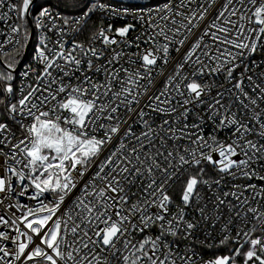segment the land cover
<instances>
[{"label": "snow or ice", "instance_id": "1", "mask_svg": "<svg viewBox=\"0 0 264 264\" xmlns=\"http://www.w3.org/2000/svg\"><path fill=\"white\" fill-rule=\"evenodd\" d=\"M216 2L217 0H211L209 8ZM236 2L243 4L244 0ZM189 3H195V0H189ZM233 3L234 0H226L218 14L204 25L202 32L196 34L193 29L200 28L209 8L202 11H180L179 9L188 7L185 0H179V3L166 0L162 4L146 8L127 7L123 4L109 6L98 0L85 4L84 0H76V6L83 4L86 10L72 21L67 17L63 18V24L74 23L77 27L73 31L77 33L81 31L80 26L86 22V18L97 10L106 11L115 17L132 16L141 20L145 15L151 17L156 13L160 21L165 22L150 24V27L158 31H154L144 41L151 47L135 53L136 59L129 58L130 65L139 62V67L134 68H124L122 65L115 67L124 57L123 52H117L115 49H112L106 63H98L104 57L108 46L119 43L107 34L113 31L111 24L107 27L102 24L98 31L93 33L88 47L75 39L71 41L70 47L67 46L64 27L57 29L55 23L48 29L49 32L56 30L55 39L43 31L39 33L33 57L39 68H33L29 64L22 74L25 77L29 73L34 74L35 86L28 85L26 94L22 88L18 102L6 105L5 110L10 115L20 113L32 117L29 124L17 121L24 136L18 143L9 147V151L14 153L11 159L17 164L21 163L16 160L15 151H18L24 158L23 167L30 173H38L28 177L37 190L36 196L31 199L51 193L53 200L49 203L41 201L40 206L35 209L28 207L24 215L18 218L28 231H21L17 227L15 237L0 232V240H10L14 245L13 250L0 246V261L11 257L7 264H16L23 257L22 264H177V257L171 251L174 241L170 242L165 238H177L184 232L182 238L188 239L196 225L185 219V208L190 207L193 201L198 204L203 199L199 186L211 189L213 183L219 185L224 179L223 176L218 180L205 179L206 169L202 166L205 162L219 173L249 181L255 178L261 182L259 185H234L239 194L237 191H230L225 192L224 197H234L240 206L249 205L247 198L241 200V196L248 190L252 191L253 199L264 198V175L254 167L257 165L264 170V109L257 111L258 101L264 102V86L256 84L253 76L248 75L249 72L255 73V70L264 64V60H249L253 54L264 50V0H248V3L254 6L250 16L244 13L238 15L239 9L235 8L229 11ZM5 7L8 11L0 13V21L12 19L9 13H13L19 21L9 26L10 31L6 35L7 43L15 41L18 46L11 50L15 53L13 62L5 63V68L9 71L0 70V81L10 82L13 80L12 71L19 62L16 57L24 55L22 50L30 40L27 18L32 15L31 10L37 5L34 0H0V9ZM232 16H237V20L231 19ZM43 18L55 20L59 18V13L54 18L50 6L41 5L38 16L34 18L37 29L45 27ZM245 20L257 27L246 28L243 23ZM133 28V24L116 28L114 35L122 38V42L128 46L133 42L126 38ZM182 29H186L188 35L175 40V36L180 35ZM189 35H196L197 38L183 54L182 62L175 65V74L167 77L164 89L160 90L159 94L149 95L154 87L152 73L158 60L169 63L170 44L183 46L189 40ZM206 37L211 38V44L204 43ZM159 38L166 42L160 43ZM142 39V36L136 37V41ZM97 40L105 46L103 49L95 46ZM3 43L0 42V48ZM136 46L139 47V43ZM198 49L202 50L207 63L199 55H195ZM175 51L180 53L181 48L178 47ZM189 61L198 66L194 68L191 80L188 76H181V70ZM211 62H215L214 66ZM241 67L243 70L239 75H234ZM77 73L80 75H76ZM89 73H102L104 79L102 82L94 80L93 75ZM158 74L162 75L163 72ZM212 74L224 76V80L231 84L229 92L235 89L238 93L236 101L247 110L245 118H238L236 113L231 111L233 103L223 102V92H217V96L212 98L214 102L208 104L209 120L215 122L219 119L218 128H234L233 135L236 138L231 143L218 141L215 134L205 138L204 118L199 114L197 115L200 123H183L182 127L170 126L168 119L153 127L154 121L144 119L148 115L141 106V98L144 96H147L148 100L145 106L153 113L166 116L176 114L178 110L172 104L171 97V91L174 89L180 97H185L186 91L187 97L180 104L183 111L179 112L171 123L179 125L181 121H187L191 109L186 106L192 103L204 104L202 97L210 96L216 86L215 82L201 83L197 77L202 79L205 75ZM259 76L264 78V71L260 72ZM245 80L252 85L251 94L245 89ZM141 81L147 83L142 84ZM169 85H172L171 89ZM3 90L10 96L13 93L11 83H7ZM245 100L248 103H245ZM0 104H5V100H0ZM248 112L251 115H248ZM122 114H127L128 118L122 119ZM131 114H135L143 125L139 134L133 128L137 121L132 119ZM12 119H15V116H12ZM5 132L14 136L7 123H0V134ZM249 134L256 135L258 140L248 139ZM157 138L162 146L172 140L173 149L165 148V155L156 148ZM181 139L189 141L183 151L175 143ZM114 142L118 144L113 149L110 146H113ZM0 145H10L7 136L0 139ZM204 148L209 151H202ZM213 153H216L219 159H214ZM0 156L7 159L8 152L0 148ZM237 156L242 158L234 159ZM173 160L176 164H173ZM185 165L195 171L189 172L187 179L183 181L180 196L182 206L177 205V211L172 214L170 205L173 204V199L168 189L181 178L183 172L188 171L184 168ZM93 166L96 169L94 172L91 171ZM6 171L17 175L21 181L25 179L23 171L17 172L11 166H8ZM86 175L88 179L83 181L80 195L73 201V207L67 212H60L67 196ZM133 188L136 191H133ZM12 190L6 179L0 178V193ZM19 194L23 196L24 192ZM216 199L219 209V205H224L225 200L219 195ZM0 203L3 201L0 200ZM236 207L228 203L229 211ZM153 208L156 209L155 212L151 211ZM199 211L203 216L204 208H199ZM65 215L67 219L64 218ZM236 217L244 220V226L236 233L237 242L242 234L245 243L251 245L250 249L243 253L244 264H249L250 261L253 264H264V235L252 238V234L257 231L264 233V205L248 206L244 216L236 212ZM204 218L208 219L206 216ZM77 219L79 223H75ZM0 223L8 225L9 221L0 216ZM231 223L230 218L228 224L221 228L225 235L220 245L227 244L231 239ZM249 223L251 227L245 230ZM12 224H16V220H13ZM153 227L159 229L158 235H144L140 240H136L132 235L133 232L145 233ZM69 234L71 240L68 239ZM21 237L25 239L22 241ZM35 237L39 238V243H36ZM119 244H122V248L118 247ZM240 247L243 248V244ZM235 254H240L239 248L235 250ZM179 260L182 264H192V258L187 255L180 256ZM205 264H235V260L232 256H218Z\"/></svg>", "mask_w": 264, "mask_h": 264}, {"label": "built area", "instance_id": "2", "mask_svg": "<svg viewBox=\"0 0 264 264\" xmlns=\"http://www.w3.org/2000/svg\"><path fill=\"white\" fill-rule=\"evenodd\" d=\"M12 2H15V0H12ZM92 2H96V0H90L89 4ZM99 2V1H98ZM166 2V0L154 4H137V5H131L127 3H117V2H106L104 4L109 6H119L123 4L127 7H154L158 4H162ZM174 3H179V0H173ZM226 2V0H217L216 4L212 5L209 8V5L211 4V0H195V3H189V0H185V3L188 4L187 8L179 9L180 11L189 12L191 11H202L204 8H209V12L206 15L205 21L201 23V26L199 29H193V33H200L203 30V27L206 23L211 21L213 17H215L218 12L221 10V5ZM37 1L35 2V4ZM232 8L239 9L238 15L240 13H244L246 16H250L251 12L254 11V6L250 5L248 3V0H244V3H238L236 0H234L233 5L229 7V11L232 10ZM7 7L0 9V13L7 12ZM32 15L28 17L29 19V25L31 27V24L34 28V36L33 40L30 43L29 52L27 55V58L22 65V67L19 69V71L16 73L17 66H15V70L12 71L13 80L12 81H0V100H5V104H0V123H7L9 126V130L11 133L14 134V136H10L9 133L5 132L3 134H0V139H3L5 136L8 137L10 140V145L8 147H5L4 145H0V148H3L5 152H8V158L6 159L3 156H0V165H3V167H0V178H5L6 181L11 185L12 191H9L7 193H0V200L3 201V203H0V216H3L5 220L9 221L8 225H4L0 223V232H4L9 234L11 237L17 236L16 228L19 227L21 231H28L24 228L23 223L18 219L19 217H22L24 213L27 211L28 207H31L33 209L40 206V202L43 201V203H49L53 200V196L51 193H44L43 196H40L38 199H31V197L36 196L37 190L35 187L31 184V180L28 178L29 175H37L38 173H30L28 169H25L23 167L24 158L21 153L18 151H15L16 160H20L21 163L17 164L15 160L11 159L12 155L14 154L12 151H9V147L11 144L18 143L20 139L23 138L24 133L22 129L20 128V124L17 123V121H22L24 124H29L32 122V117H28L25 114H9L5 110V106L9 105L11 103H17L18 100L21 98V89L23 88L25 91V94L28 90V85L35 86V76L32 73H29L27 77L23 76V72L25 71L26 67L31 64L33 68L38 69L39 65L36 64L34 57V49L37 44V37L41 31L45 32L47 35L52 36L53 39L56 38L57 32L56 30H53L51 32L48 31L49 28L52 27V24L55 23L57 29H59L61 26L64 27V39L68 42L67 46L70 47L71 41L75 39L78 42H81L85 45V47L89 46V43L91 41V36L89 38H85L83 36L82 30L83 28L88 24L91 14L88 18H86V22L80 26L81 31L80 32H74L73 29L77 27L74 23H70L68 25L63 24V18L67 17L70 21L74 20V18L79 17L83 14V12L78 14H72L70 16L65 15L59 10H55L51 8L52 16L55 18L57 16V13H59V18L44 19L45 27L43 29H37L35 27L34 18L38 16L39 11L35 12V8L31 10ZM99 14L102 16L101 23L97 26L95 29V32L98 31V29L103 24L104 27H107L109 24L113 26L112 33H107L108 35L112 36L113 38L118 40V44L108 46L107 50L105 51L104 57L101 58L98 63H106L107 59L110 58L112 54V49H115L117 52H123L124 57L122 60H120L115 67H120L121 65L124 68H134L139 67V62L136 65H130L128 63L129 58L136 59L135 53L142 52L145 48L151 47L150 44L144 43L145 40L148 39L149 35H152L154 31H158V29H154L153 27H150V24L153 22L155 23H165L163 21H160L159 16L156 13H153L151 17L145 15L144 19L141 20L139 18H134L132 16H120L115 17L110 14H108L106 11L102 12L100 10H97ZM9 15L12 17V19H5L4 21H0V32L4 34H0V42L3 43V47L0 48V70L9 71V69L5 68V62L3 61L2 57L6 54L11 53L12 49L14 47H18L15 45V41L13 43H7L6 42V35L9 33L10 28L9 26L13 23H19V21L16 20V17L13 13H9ZM176 19H180L179 17H176ZM198 19V16H197ZM231 19L237 20V16H232ZM31 23V24H30ZM245 24V27H257L254 23L249 24L247 20L243 21ZM127 24H133L134 28L129 32L127 36V40L133 42L132 44L126 46L125 43L122 42V38L119 36L114 35L115 29L119 27L126 26ZM169 26L170 22H169ZM169 35H172V33H169ZM184 35H188L186 29L181 30V34L175 36V40L183 39ZM142 36L143 39L140 41H136V37ZM196 35H189V40L186 41L185 45L181 46L179 44L172 43L170 44V59L169 63L165 64L163 60H158L157 65L155 67V70L152 73V76L154 77V87L151 88V91L148 93L149 95L152 94H159L160 90L164 89V85L166 82V79L169 75H174L173 69L175 65L178 62H182V56L183 54L188 51L191 47V44L195 42ZM160 43H165L166 41L163 40V38H159ZM29 43V42H28ZM139 43V47L136 46V44ZM204 43L211 44V38L206 37ZM95 46L97 48L103 49L105 46L102 44L100 40H97L95 42ZM181 48V52L177 53L175 51L176 48ZM26 49V48H25ZM25 52V51H24ZM195 55H199L201 59H204L207 63V59L203 57L202 50L198 49L197 53ZM195 59V56L193 57V60ZM249 60H255L257 62L264 60V50H260L257 53L253 54V56L249 57ZM20 63V62H19ZM212 66H214L215 62H211ZM111 67V66H110ZM198 66L194 65L192 61H189V63L181 70V76H188L189 80H191L192 72L194 71V68ZM243 70V68H238L236 73L234 75H239V73ZM163 72L162 75H159L158 73ZM264 71V64H261L260 68H257L255 70V73L249 72L248 75H252L253 79L256 84H261L264 86V78H261L259 76V73ZM76 75H80V73H77ZM89 75H93L94 80L103 81L104 76L103 74H93L89 73ZM198 81L201 83L208 82L212 83L215 82V87H213L212 92L210 96H204L202 99H204L205 103L201 105H197L195 103L189 104L186 107L191 109L187 121H181L179 125L175 123H171L172 121H175L176 115H178L179 112L183 111V108L180 107V104L184 98L187 97V92L185 91V97H180L176 94L174 89L171 91V97H172V104L177 107V113L173 114L172 116H166V115H160L153 113L150 108L146 107L148 100L147 96H144L141 98V106L144 107V111L148 113L144 117V119L149 120L150 122L154 123L152 124L153 127H156L164 119H168L170 121V126L172 127H182L183 123H187L189 125H192L193 123H200V120L198 118L199 116H202L204 118L203 123V135L205 138H207L210 134H215L218 141L224 142V143H231L233 139L236 137L233 135L234 128L232 127H226V128H218L219 125V119H216L215 122L208 119V116L210 115V111L208 110V104L213 103V97L217 96V92H223L224 93V99L223 102L225 104L232 102L233 107L231 109L232 112H235L238 118H245V112L247 110L243 109L239 102L236 101V95L238 93L235 89H232L231 92H229V89H231V84L227 83L224 80V76L222 74H212V75H205L202 79L197 77ZM7 83H11L13 87V93L9 96L4 92V87ZM75 83V81H73ZM142 84H146V81H141ZM222 85V87H221ZM55 88V86H53ZM169 88H172V85H169ZM251 88L252 85L248 83L247 80H245V89L250 92L251 94ZM183 90V89H182ZM163 99V98H162ZM245 103H248L247 100H245ZM259 107L257 108V111L260 109H264V102L258 101ZM135 107V105H133ZM251 107V105H250ZM222 111V110H221ZM123 113V110H122ZM132 119L136 120L137 122L133 124V128L136 131L137 134H139L143 130V125L139 122V118L135 114H131ZM248 115H251L250 112H248ZM12 116H15V119H12ZM122 119H127V114H122ZM247 122V121H246ZM167 127V126H166ZM190 131H196L195 129H190ZM248 139L251 140H258V137L254 134H249L247 136ZM127 142V141H126ZM133 144H135V141H132ZM211 143V141H209ZM264 142V141H262ZM156 148H158L160 151L164 152L165 155L167 154L165 148L167 150L173 149L174 142L172 140L167 141L166 146H162L159 143V139L157 138L156 141ZM180 146V150L183 151V148L185 146L189 145V141L187 139H181L179 141L175 142ZM118 144V142H114L113 146H110L114 149L115 145ZM145 144L147 145V142L145 141ZM23 147V145L21 146ZM192 147H195V145H192ZM147 150V148L145 149ZM155 151V149H153ZM204 152H208V148L202 149ZM214 159H219L218 155L216 153H213ZM242 157L237 156L234 159H240ZM103 159V157H101ZM173 164H176V161L173 160ZM8 166H11L16 169L17 172L23 171L25 173V179L21 181L17 175H14L11 172H7L6 168ZM206 169V176L205 179L211 178V180H218L221 178V176L224 177V179L221 181L219 185L213 183L211 189H209L207 186H199L200 187V193L203 199L200 200V202L197 204L195 201H193V204L185 208V219L188 221L193 222L196 227L191 230L192 235L189 236L188 239H183L184 232H181L177 238H173L171 236L166 237L165 239L174 243L172 244V254L177 257V264H182V262L179 260L180 256H190L192 258V264H205L206 261L214 259L218 256H232L234 257L235 264H244V255L243 253L247 252L251 245L248 243H245V238L241 234L239 237V240L237 242L236 233L240 229V227L244 226V220L241 218L236 217V212H240L241 216H244L246 213V209L248 206L251 207H258L259 205H264V198L256 197L253 199V193L251 190H248L247 192H244L243 196H241V200L247 198L249 201V205L247 206H240L239 202L232 196L224 197L225 192L230 191H237L239 194V190L235 189L234 185H246L248 183H256L260 184L261 182L253 178V180L249 181L243 178H233L231 176H228L227 174H222L216 171L212 165L207 164L206 162L202 165ZM254 167L257 168V171L260 172L261 175H264V170H261L259 166L254 165ZM184 168H187V172H183V175L179 180H177L175 183H172L168 189L169 195L173 199V204L170 205V212L172 214H175L177 211V205L182 206V201L180 199L182 188H183V181L187 179L189 172H194V168H189L188 165H185ZM95 166L92 168V172H94ZM88 179V175H86L83 180L78 184L76 189H73L70 194L67 196L66 200L61 206L60 212H67V210H70L73 207V201L76 199L77 196L80 195V189L83 184L84 180ZM147 181H145L146 183ZM23 191L24 195L21 196L19 193ZM133 191H136L135 188H133ZM219 195L221 199L225 200L224 205H219V209H217L218 201L216 199V196ZM231 203L232 205H236L237 207L233 209L232 211H229L228 203ZM259 202V204L257 203ZM204 208V214L201 215L199 208ZM151 211L155 212L156 209L153 208ZM60 212L57 213V217L60 216ZM74 215V213H73ZM249 216L251 214H248ZM208 217V219H205L204 217ZM219 217V219H217ZM31 218V217H30ZM56 217H54L55 219ZM67 219V216L64 217ZM171 218V216H169ZM231 218L232 223L229 225L230 228V235L231 239L227 244L220 245L221 239H223L225 233L221 232V228L224 227L226 224H228L229 219ZM16 220V224H12V221ZM80 221L77 219L75 223H79ZM71 221L69 224L71 225ZM252 223H255V221H252ZM213 225H215L213 227ZM251 227V223L247 224L245 227V230L247 228ZM91 234V232H90ZM159 229L156 227H153L151 229L146 230L145 233H137L133 232L132 235L135 236L136 240H140L143 238L144 235H158ZM264 235V233H261L260 231H257L256 233L252 234V238H256L259 236ZM22 241L25 239L24 237L20 238ZM69 240L72 239L71 235L69 234L68 237ZM36 243H39V238L35 237ZM243 244V248L240 247V245ZM208 245H211V247H208ZM0 246L7 247L9 250L14 249V245L11 243L10 240H0ZM118 247L122 248V244H119ZM240 249V254L236 255L235 250ZM260 254L259 252L257 253ZM2 255V253H0ZM162 258V257H161ZM11 257L5 258L4 261H0V264H7V261L11 260ZM23 257L21 258V261H17L16 264H22ZM28 264H32V262H28ZM249 264H253V262H249Z\"/></svg>", "mask_w": 264, "mask_h": 264}, {"label": "trees", "instance_id": "3", "mask_svg": "<svg viewBox=\"0 0 264 264\" xmlns=\"http://www.w3.org/2000/svg\"><path fill=\"white\" fill-rule=\"evenodd\" d=\"M39 0H37L38 2ZM100 3H106V2H117V3H125V2H120L117 0H98ZM164 0H148L146 1L144 4H154V3H158V2H162ZM90 0H84L85 4H89ZM127 4H131V5H137V3H129L126 2ZM43 6H50V8L55 9V10H59L62 13H64L65 15H72V14H78L81 12H84L86 9L83 6V4H81L80 6H76V0H44V3H42ZM39 8H35V12L39 11ZM27 20H29L27 18ZM102 21V16L99 14L98 11H95L94 13L91 14V18L88 22V24L83 28L82 33L83 36H85V38H89V36H91L93 34V32L95 31V29L97 28V26L101 23ZM28 29L31 33V27L29 25L28 22ZM23 52L25 51V49L22 50ZM15 55L14 52H11L9 54H6L2 57L3 58H8L9 62H13L12 61V57ZM23 55L20 57H16V59L20 62L22 59ZM4 61V60H3ZM8 61H4L5 63H7ZM16 63V66L19 64Z\"/></svg>", "mask_w": 264, "mask_h": 264}, {"label": "water", "instance_id": "4", "mask_svg": "<svg viewBox=\"0 0 264 264\" xmlns=\"http://www.w3.org/2000/svg\"><path fill=\"white\" fill-rule=\"evenodd\" d=\"M37 0H34V3L36 2ZM31 24V23H30ZM33 36H34V28H33V26H32V24H31V36H30V40H29V43H28V45H27V47H26V49H25V52H24V55H23V57H22V59H21V61H20V63H19V65L17 66V69H16V73L19 71V69L22 67V65L24 64V62H25V60H26V58H27V55H28V52H29V47H30V43H31V41L33 40ZM0 61H1V57H0Z\"/></svg>", "mask_w": 264, "mask_h": 264}, {"label": "rangeland", "instance_id": "5", "mask_svg": "<svg viewBox=\"0 0 264 264\" xmlns=\"http://www.w3.org/2000/svg\"><path fill=\"white\" fill-rule=\"evenodd\" d=\"M48 1H51V0H48ZM117 1H120V2H129V3H137V4H144L146 1L148 0H117ZM42 3H44V0H39L36 5L37 7L36 8H39ZM4 61H8V58H3ZM9 62V61H8Z\"/></svg>", "mask_w": 264, "mask_h": 264}, {"label": "bare ground", "instance_id": "6", "mask_svg": "<svg viewBox=\"0 0 264 264\" xmlns=\"http://www.w3.org/2000/svg\"><path fill=\"white\" fill-rule=\"evenodd\" d=\"M29 21V20H28Z\"/></svg>", "mask_w": 264, "mask_h": 264}]
</instances>
